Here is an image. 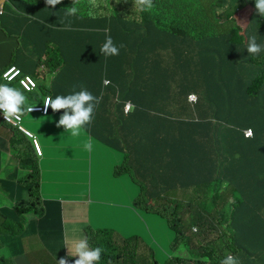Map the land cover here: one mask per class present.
Returning a JSON list of instances; mask_svg holds the SVG:
<instances>
[{
  "label": "trees",
  "instance_id": "16d2710c",
  "mask_svg": "<svg viewBox=\"0 0 264 264\" xmlns=\"http://www.w3.org/2000/svg\"><path fill=\"white\" fill-rule=\"evenodd\" d=\"M106 1L96 0L93 4L92 0H78L77 14L67 16V9L74 6V0H61V3L54 8L47 5L46 0H8L2 8L0 28L9 35L22 37L23 32L19 30L15 32L11 30L12 26L8 25L14 11L26 12L27 8L37 10L44 6L54 11L62 10L60 20L64 21V25L59 27H64V30L56 31L55 39L48 40L46 46L50 47V53H53L51 45L54 49L58 47V42L67 34L65 30L68 29L67 25L73 22L74 26H78L76 28L78 33L64 46L65 60L60 63L61 69L65 64L67 78H76L75 71L80 67L85 68L83 78H121L125 68L134 71L138 66L147 69V78H156L157 81L166 80L170 86V78L172 82L186 77L182 64L189 58L220 57L225 63L234 62L238 72L243 74L241 78H219V80L192 78L190 84L181 82L179 87L173 90L177 96L171 99V109L162 105L151 106L146 102L144 104L130 102L132 107L127 115L129 117L136 114L135 118L139 119L145 115V110H149L155 116L154 121L148 123L151 129L137 134L142 139L143 149H146L144 166L150 162V159L157 158L150 152L156 144L162 142L171 144L170 151L166 152L170 155L159 163L162 190L153 195L149 191L151 189L149 183L142 178L141 193L134 202L137 208L165 219L174 232L175 238L171 249L177 252V257L167 260L165 264H187L190 259H196L198 261L196 264H205L206 257L210 259L207 260L209 264H220L226 253L233 252L241 256L243 249L240 238L235 235V229L238 228L237 219L246 221L248 227L253 230H264V203L260 202V205L256 204L254 208L249 209L251 205L247 200L255 198V195L250 194L249 198L237 199L231 209L221 212L219 216L215 210V203L222 183H233L236 192L240 191L238 180H228L221 176L225 159V171L227 174L230 172L227 158L233 151L237 154L236 149L244 155V159L249 158L253 161L249 166L252 176L258 181L264 177V51L252 56L246 50L249 36L255 35L257 42L264 44V16L257 14L255 0H153V8L150 11L136 9L134 0H131L126 12L116 14L105 6ZM31 14L38 17L33 11ZM15 21L16 19L13 23ZM70 36L68 35V38ZM106 36H111L117 46L124 45L120 48L119 55L101 54L100 49ZM153 38H160L154 46L151 44ZM24 46L26 45L23 44V49ZM76 48L81 50V54L75 62H71L67 58L68 51ZM165 49H171V62L167 63L168 66L165 64V59L169 56ZM163 50L165 54L162 53ZM57 51L62 50L58 48ZM22 52L23 50H18L17 55ZM51 59L41 65V69L47 67L54 73L59 64H51L49 62ZM158 61L160 62L157 66L150 67L152 63ZM114 66L117 68L116 72H113ZM246 68L256 69V78H247L244 75ZM2 73H0V83L3 81ZM77 73L81 74L80 71ZM27 75L32 76L36 81L37 78L45 76L42 73ZM15 84L19 87L17 82L11 83L10 86ZM93 84L96 87L100 85ZM199 87L202 89L200 90ZM191 93H195L198 97L196 104H190L187 100ZM94 95L100 97V93ZM104 101H108L107 97L100 99L96 112ZM156 103L158 100L155 101ZM174 104L179 105V108H174ZM247 129L253 131L251 138H246L244 135ZM13 130L22 137L23 140L20 142L27 145L28 138L19 130L14 128ZM170 130L171 138L167 137L170 136ZM156 134H161L162 139L156 137ZM233 140L237 143L234 144ZM20 142L17 144L22 146ZM31 147L33 148L32 144ZM123 147L129 148L127 144ZM23 152L24 154L20 156V165L22 164L23 169L27 171L30 169L35 171V179L34 175L31 173L29 175V178H33L30 195L34 196L37 202L40 201L38 177L40 171L34 156L25 149ZM135 152L139 157V152L137 150ZM171 159L175 164L171 167L170 162L168 166L163 167ZM238 165L247 168L246 161H239ZM171 168L176 172L171 173ZM246 172L249 174L247 170ZM168 173L169 177H167ZM238 179L240 183L247 185V188H255L264 199L263 184L255 182L252 177ZM177 187L192 189L188 203L172 199H167L164 206L152 203L161 197L162 193ZM36 202H31L25 207L26 202L22 201L17 204L16 210L23 215L27 210L30 212L35 210L40 215L41 208L37 209ZM216 223H219L220 230L216 227ZM194 227H197L196 231L193 230ZM93 232L87 227L86 234ZM105 236L114 240V243L102 242L101 239ZM94 237H96L95 241L88 242L89 246L103 249L98 264H114L109 249L112 246L118 249L116 258L125 262L131 258L137 260L141 256L142 264H160L154 250L147 244H142L141 238L137 236L117 238L110 230H98L93 233ZM224 237L231 239L223 242ZM241 239L245 241L243 243L244 255H246L248 243L244 238ZM5 258L3 252L0 264H5ZM181 258L186 263H179ZM139 262L141 261L138 260L136 264ZM68 264H74V260H68Z\"/></svg>",
  "mask_w": 264,
  "mask_h": 264
},
{
  "label": "crops",
  "instance_id": "0c3cea01",
  "mask_svg": "<svg viewBox=\"0 0 264 264\" xmlns=\"http://www.w3.org/2000/svg\"><path fill=\"white\" fill-rule=\"evenodd\" d=\"M14 9L16 8L14 7ZM27 9L26 12L14 11L12 19L8 23L12 26L11 30L23 32L22 37L9 35L0 28V73L7 70L9 66H17L26 74H44V78H37L38 87L36 90L31 93L23 92L33 106L42 104L43 99L48 96L55 99L57 95H68L74 90L79 91L81 86L87 88L93 95L100 93V99L107 97L108 101L103 102L101 108L97 112L95 111L91 123L85 126L81 130V134L76 137L71 136L63 127H57L64 110L53 111L50 107L46 116L40 113H30V117L27 115L28 129L34 133L38 141L40 140L42 157L35 156L31 149L30 139H28L27 145H23L20 142L23 140L20 134L10 125L3 123L0 117V170L8 156H10L9 166L13 164L17 165L15 168L23 169L22 164L20 165V154L25 149V151L33 153L40 171V174L38 172L40 201L37 200V204L41 208V217L31 218L28 225V227L39 229L27 232L24 235V240L35 248L41 244L53 252L61 251L60 258H65L68 257L65 237H69L70 234L85 238L87 227H90L94 231L93 233L98 230H110L116 234L117 238L119 236L123 238L137 236L141 238L142 244L149 243L154 246L147 238L151 236L155 225V229L163 238V243H169L171 232L166 227L163 218L155 213L137 208L134 202L141 193L142 178L147 180L152 189L162 186L159 163L170 155L166 152L170 151L171 144L170 142L156 144L153 149H150V152L157 158L150 159V162L144 166L143 158L146 149H143L142 139L137 134L148 131L150 128L148 123H152L155 116L149 110H145V115L142 118H135L136 114L128 117L129 112L125 111V106L130 102L143 104L146 102L151 106L162 105L171 109V99L177 96L173 90L177 89L181 82L190 84L192 78H217V80L219 78H241L243 74L238 72V67L234 62L225 63L220 57L213 59L195 57L184 60L182 68L186 77L178 78L177 81L172 82L170 78V86L166 80L157 81L156 78H147V69L138 66L134 71L125 68L121 78H83L84 67L75 71L76 78H67L65 64L63 63L61 69L60 63L65 60L64 46L78 33L76 29L78 26H74L73 22L69 23L68 29H65L67 30L65 38L58 42L56 49L51 45L53 53H50V47L47 48L46 42L55 39L56 31L64 30V27H59L64 25V21L60 20L62 10L54 11L47 6L37 10H32L31 7ZM0 11L3 12V9ZM32 11L38 17L32 15ZM1 16L2 14H0ZM14 19H16L15 23H13ZM68 35H71L70 38ZM159 39L153 38L152 46ZM23 44L26 45L25 49H23ZM58 48H61L62 51L58 52ZM18 50H23L22 54L16 55ZM165 51L169 56L165 59V64L168 66L167 63L171 62V49H165ZM165 51L163 50L162 53L165 54ZM80 54V49H72L68 51L67 58L71 62H75ZM50 58H52L49 61L51 64H59L58 69L52 73L46 67L41 72V65H44ZM159 62L152 63L150 67L157 66ZM78 71L81 74H78ZM116 71L117 68L114 66L113 72ZM245 71L244 75L247 78H256V69L246 68ZM50 74L51 77H49ZM93 83L100 85L96 87ZM199 89L202 88L199 87ZM156 100L158 103L155 104ZM188 102L194 104L189 100ZM173 107L178 109L179 105L174 104ZM162 134L166 135L164 132ZM155 136L161 138V134ZM167 137L171 138V130L170 136ZM167 137L165 139H168ZM17 142H20L22 146H19ZM86 142H91V150L84 148ZM233 143L237 142L233 140ZM125 144L129 146L128 149L123 147ZM135 150L139 152V157ZM235 151L237 154H234L233 151L227 158L230 172L227 174L225 171V159L221 176L228 180H238L240 191L236 192L233 183L220 185L215 203L218 216L221 212L231 209L237 199L240 197L249 198L250 194L255 195V198L247 200L251 205L248 207L249 209L254 208L256 204L260 205V202L264 203L263 196L255 188H247V185L240 183L238 179L239 177L243 179L252 177L255 182L264 185V177L259 181L254 178L249 170L253 161H250L249 158L244 159V155L240 154L237 149ZM239 161H246L247 168L244 165L240 167ZM170 162L171 167L175 164L171 159L163 167L168 166ZM5 171L6 169H4ZM175 172L171 168V173ZM30 173L34 175L35 179V171L30 169L23 181L26 187L15 186L10 180L2 181L0 185L3 190L15 186L13 196L17 200L24 196L23 194L28 189L30 193L24 197L31 199L30 194L33 188L31 180L33 178H29ZM167 177H169V173ZM9 178H13V176L11 175ZM87 178L88 185L85 189ZM190 190V196L187 192L186 197L189 198L185 197L187 200L184 203L190 201L192 189ZM173 192L171 190V196L174 194ZM2 212L5 217L9 216L5 210ZM31 213L33 212L27 210L24 216L31 217ZM34 213L38 214L37 211ZM237 220L238 228L235 229V235L240 238L242 255L230 252L224 257L230 254L238 257L241 264H255L254 260L264 264V230H253L248 227L249 224L246 221ZM216 227L220 230L219 223H216ZM222 228L225 231V228ZM241 237L248 243L246 255H244L245 246L243 243L245 241H242ZM230 239V237H224L223 242ZM9 247L11 248L10 252L4 251L5 264H9V261L11 264H31L25 247H17L13 242L9 244ZM171 253L169 259H171ZM207 260L210 259L207 258ZM196 262H198L196 259H190L187 264H196Z\"/></svg>",
  "mask_w": 264,
  "mask_h": 264
},
{
  "label": "clouds",
  "instance_id": "9594fccd",
  "mask_svg": "<svg viewBox=\"0 0 264 264\" xmlns=\"http://www.w3.org/2000/svg\"><path fill=\"white\" fill-rule=\"evenodd\" d=\"M60 3L61 0H46V4L53 8ZM77 3L78 0H74V6L68 7L67 16L77 14ZM92 3L95 4L96 0H92ZM134 4L135 8L140 11H150L153 8V0H134ZM255 9L258 15L264 16V0H255ZM122 47H124L123 44L117 46L111 36H106L100 52L104 56H115L119 55ZM246 50L249 55L257 56L264 51V44L258 43L257 37L252 35L247 38ZM99 103L100 97L93 95L83 86L80 87L79 91L74 90L68 95H57L55 99L48 96L43 99L45 112L49 107L53 111L64 110L59 118L57 127H63L73 137L79 136L81 130L91 123ZM33 110V105L29 103L28 98L21 89L10 87L8 84H0V111H2L3 117L8 123L20 121L24 113L32 112ZM125 111L127 112V106ZM248 135H251V131H249ZM84 148L91 150V142H86ZM65 245L68 248V257H78L74 260V264H98L103 253L101 247L91 248L88 240L84 237H65ZM232 254L234 253L232 252ZM59 264H68V258L59 259ZM205 264H207V258H205ZM220 264H241V262L238 257L229 254Z\"/></svg>",
  "mask_w": 264,
  "mask_h": 264
},
{
  "label": "rangeland",
  "instance_id": "374dc122",
  "mask_svg": "<svg viewBox=\"0 0 264 264\" xmlns=\"http://www.w3.org/2000/svg\"><path fill=\"white\" fill-rule=\"evenodd\" d=\"M130 2H131V0H107L105 6L109 10H111V12H113L115 14L118 12L124 13L127 11V9H129V6L131 4ZM234 10H236V6H234ZM43 69L44 68H42L41 70L43 71ZM49 77H51V74L49 75ZM12 87L16 88L17 86H12ZM27 115H29L27 112L24 113V115H22L23 116V124L22 125L27 130L31 131L30 129H28L29 126L27 125L28 124L27 118L30 117L31 115L26 117ZM38 139H39V137H38ZM31 149L33 150V152L37 156V153L35 152L34 147L33 148L31 147ZM22 154H24V152H22L20 154V156ZM31 154L33 155V153H31ZM9 162H10V156H8V158H6L4 163L1 165L0 182L5 181V180H10L15 184V186L17 185L20 187H26V184L23 181H25V178L28 175L27 174L28 171H25L24 169H21V168H15L17 165L11 164L9 166L8 165ZM173 163H174V160H173ZM12 165H13V167H11ZM4 169H6L5 172H4ZM11 175L13 176V178H9V176H11ZM87 185H88V178L85 182V189L87 188ZM15 186L12 187L11 189L3 190L1 185H0V258L2 257V253L4 251H7V252L11 251L9 244L13 242V243H16L17 247H19V246H22L23 248L25 247V251H27L26 255H27L29 262L31 264H56V263L59 264V259L63 258V257L60 258V252L61 251L53 252V251L49 250L46 246H43L41 244H38L37 247L35 248L31 243L28 244L24 240V235L27 232H29L32 229H35V230L39 229L36 227H28L30 219L31 218H40L41 216L39 214H35L34 213L35 210L32 211L33 213H31V217L30 216H24L23 214H20L17 212L16 206L18 203H20L22 201H27L25 207H28L31 202H36V198L34 196H31V199H29L28 197L25 198L24 196H27L28 193H30V191H28V189H27L26 193L23 194L24 196H22L21 198H19L17 200L13 196V190H14ZM162 188H163V186H159L156 189L151 188L149 191H151V193H153V195H156V194L160 193ZM173 191H174L173 192L174 194L172 196L170 194L171 190H169L166 193H162L161 197H158L157 199L152 201V203L154 205H157V206H164V205H166L167 199H172V200H176L179 202H184L189 198L188 196H187L188 198L186 197L187 192L189 195V191H191V190L186 189V188L177 187V188L173 189ZM139 192H140V189H139ZM36 204H37V202H36ZM37 209L40 210L39 205L37 206ZM2 210H5L7 215H9V216L5 217V214L2 212ZM163 220L165 221L166 227L171 232V241L169 243H163V238L160 235V233L157 231V229H155V225L153 226L154 231L151 232V236L149 238H147V240H149L151 243L154 244V246H151L149 243H148L149 245L148 244L147 245L154 250L155 257L160 264H164L165 261L169 260L170 252H172L171 253V259H174L175 257H177V252H174L171 249V245H172L173 240L175 238V234L169 228L166 220L165 219H163ZM194 228H197V227H194ZM71 236L72 235L69 234V237H71ZM12 238L14 239V241ZM85 238L88 240V242H91V243L94 242L96 239V237L93 238V233L89 234V235L87 234V236H85ZM8 241H10V243H8ZM101 241L104 243H108V242L114 243V240L109 239L107 236L103 237L101 239ZM104 246L107 247V245H104ZM109 249H110V253L112 256L111 260H114V264H136V262L138 260L141 261V262H139V264L143 263L141 256H139L137 260H132V258L128 259V260L126 259L127 261L125 262L122 259L116 258L119 252L115 246H112ZM170 249H171V251H170ZM144 254H146V253H144ZM67 256H68V253H67ZM67 258H68V260H70V259L75 260L78 257H75V258L67 257ZM151 261H152V259H151ZM178 262L179 263H186V261L183 258H181ZM254 262H255V264H260L259 262L255 261V260H254Z\"/></svg>",
  "mask_w": 264,
  "mask_h": 264
},
{
  "label": "built area",
  "instance_id": "2783aa9c",
  "mask_svg": "<svg viewBox=\"0 0 264 264\" xmlns=\"http://www.w3.org/2000/svg\"><path fill=\"white\" fill-rule=\"evenodd\" d=\"M2 13L3 12L0 11V14H2ZM2 79H3V81L0 84H8L10 86L11 83L17 82L19 88L23 92H27V93L33 92L38 87L37 81L32 76L27 75V74H23L22 71L19 68H17L16 66H10L7 70H5L2 73ZM22 81H23V83H21ZM25 85H27V87H25ZM188 100L190 102L196 104L197 101H198V97H197V95L195 93H191V94L188 95ZM126 106H127V112H129L131 110L132 106H131L130 103L126 104ZM126 106H125V108H126ZM33 107H34V110L32 112H27L28 114H30V113H40V114L46 116L49 113V111H50V107L47 109L46 112L44 111L43 103L39 104V105H35ZM0 117H1L3 123L8 124L12 128L19 130L28 139H30L31 144L34 147L35 152L37 153V156L42 157V155H43L42 147H41L39 141L37 140L36 136L34 135V133H32L31 131L27 130L22 125L23 124V116H21L20 121L15 122V123H8L5 120V118L3 117L2 111H0ZM249 131H251V135H248ZM244 135H245L246 138H251L253 136V131L251 129H247V130L244 131ZM194 231H196V228H194Z\"/></svg>",
  "mask_w": 264,
  "mask_h": 264
},
{
  "label": "water",
  "instance_id": "95a60500",
  "mask_svg": "<svg viewBox=\"0 0 264 264\" xmlns=\"http://www.w3.org/2000/svg\"><path fill=\"white\" fill-rule=\"evenodd\" d=\"M7 0H0V8L4 7V4L6 3Z\"/></svg>",
  "mask_w": 264,
  "mask_h": 264
}]
</instances>
